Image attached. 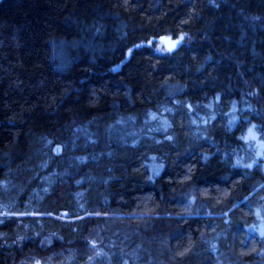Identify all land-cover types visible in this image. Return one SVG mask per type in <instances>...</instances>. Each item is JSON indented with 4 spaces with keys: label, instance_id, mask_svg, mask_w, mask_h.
<instances>
[{
    "label": "trees",
    "instance_id": "16d2710c",
    "mask_svg": "<svg viewBox=\"0 0 264 264\" xmlns=\"http://www.w3.org/2000/svg\"><path fill=\"white\" fill-rule=\"evenodd\" d=\"M252 127L264 0H0V264H264Z\"/></svg>",
    "mask_w": 264,
    "mask_h": 264
},
{
    "label": "rangeland",
    "instance_id": "374dc122",
    "mask_svg": "<svg viewBox=\"0 0 264 264\" xmlns=\"http://www.w3.org/2000/svg\"><path fill=\"white\" fill-rule=\"evenodd\" d=\"M178 37H181L183 41L184 38L183 35H180ZM155 50L159 53L169 52V50L165 47V45L159 41L155 43ZM159 116L160 119L163 118V112H161ZM195 120L196 119L193 118L194 124H196ZM201 121L205 122L206 117H203ZM162 126H166L165 120L163 121ZM201 127L203 126L201 125ZM245 144H246V154L249 162L248 167L250 169L253 167H258L261 169L264 175V133L255 130L254 127L250 128L245 138ZM56 150L58 151L59 147H56ZM259 189L262 190L258 191ZM256 193L257 194L254 197L253 196L252 197L249 196L250 198L246 197L244 201H246L247 205L251 204V216L253 218H252V222L249 225L250 233H257L259 234L260 237H263L264 236V181L259 184V186L256 189ZM224 214L228 215V211L224 212ZM258 254L262 259L264 258L263 249H261V251H259ZM227 257H228L227 251L222 249L221 253L217 254V263L235 264L234 262L230 263V260H228Z\"/></svg>",
    "mask_w": 264,
    "mask_h": 264
},
{
    "label": "water",
    "instance_id": "95a60500",
    "mask_svg": "<svg viewBox=\"0 0 264 264\" xmlns=\"http://www.w3.org/2000/svg\"><path fill=\"white\" fill-rule=\"evenodd\" d=\"M151 41L162 42L169 51H172V50H174L180 46V44L182 43V38L181 37H174V36H171L168 34H161L159 36L152 37ZM142 43L144 44V42H142ZM148 44H150V41L148 42ZM172 44H174L175 46L172 47L171 46ZM129 53H130V50L128 51L127 56H129Z\"/></svg>",
    "mask_w": 264,
    "mask_h": 264
},
{
    "label": "snow or ice",
    "instance_id": "6c2138e0",
    "mask_svg": "<svg viewBox=\"0 0 264 264\" xmlns=\"http://www.w3.org/2000/svg\"><path fill=\"white\" fill-rule=\"evenodd\" d=\"M171 46H172V47H174L175 45H174V44H172Z\"/></svg>",
    "mask_w": 264,
    "mask_h": 264
}]
</instances>
